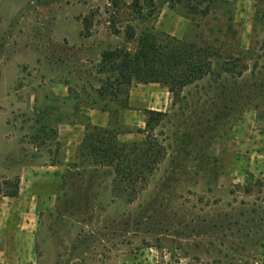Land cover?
I'll return each instance as SVG.
<instances>
[{
    "label": "rangeland",
    "instance_id": "obj_1",
    "mask_svg": "<svg viewBox=\"0 0 264 264\" xmlns=\"http://www.w3.org/2000/svg\"><path fill=\"white\" fill-rule=\"evenodd\" d=\"M154 1L157 16L141 21L134 0H0V192L33 182L5 206L0 264H264V0H222L200 30ZM208 30L233 56L204 80L177 96L138 83L110 95L102 53L134 51L144 31L192 41ZM147 111L162 113L152 131ZM75 125L124 144L150 136L161 161L136 189L116 185L69 130L56 142Z\"/></svg>",
    "mask_w": 264,
    "mask_h": 264
},
{
    "label": "trees",
    "instance_id": "obj_2",
    "mask_svg": "<svg viewBox=\"0 0 264 264\" xmlns=\"http://www.w3.org/2000/svg\"><path fill=\"white\" fill-rule=\"evenodd\" d=\"M222 0H168L171 9L181 7L197 29L206 27L203 23L208 20ZM114 8H116L114 6ZM138 20L146 21L157 16V5L154 0H134ZM118 9V8H116ZM117 12H114L117 15ZM86 31L92 25L91 18L83 20ZM112 28L117 26L116 17L110 20ZM120 35L119 30H114ZM220 32L208 30V33L195 35V39L188 41L169 35H158L153 31H144L137 41L134 51L114 49L102 53L100 60V73L106 76V87L110 95L117 97L126 92L134 83L149 85L159 84L170 93L177 96L186 88L202 81L213 73L214 64L224 56L223 44L219 37ZM127 43L133 42L136 37L135 29L128 25L124 31ZM219 39V40H218ZM230 55V56H229ZM231 59V58H228ZM226 60V59H225ZM148 120L145 131H152L156 117L162 113L147 111ZM143 133V130H139ZM140 132V133H141ZM118 134L110 129L98 126L86 128L84 140L80 147V157L94 166L113 168L114 184L119 185L125 181L130 186L144 182L145 176L152 172L161 159L158 155L161 149L154 147L150 136L146 142L124 144L117 139ZM150 140V141H149ZM141 152L136 161L133 160L135 152ZM140 158V159H139ZM119 182V183H118ZM20 178L17 177L12 190L1 194L3 197L17 198L19 194Z\"/></svg>",
    "mask_w": 264,
    "mask_h": 264
},
{
    "label": "crops",
    "instance_id": "obj_3",
    "mask_svg": "<svg viewBox=\"0 0 264 264\" xmlns=\"http://www.w3.org/2000/svg\"><path fill=\"white\" fill-rule=\"evenodd\" d=\"M149 85H151V84H149ZM94 126H96V125H94ZM68 130H69L68 133H69V136H70L69 137V140L71 139V142L69 140H67L66 136L65 137L62 136L64 138V140L66 141V143L68 141H69V144L72 143L71 146L74 145L73 146L74 149H75V146H81V144H82V142L84 140L85 132H86V129H85L84 126L78 127V126L75 125V126H72V127H66L64 129V132L62 130L58 129L57 130V133H56V142H59L60 143V141L62 139L61 138L62 133H63V135L64 134L67 135V131ZM75 134H77V138L75 139L76 141L73 142L72 140L74 139L73 136ZM59 164L60 163L54 164V165H49V168L50 169H56V171H58V174H59V168H58L60 166ZM19 178H20L19 194H18V197L17 198H8V197L0 196V242L3 241L2 235H1V231H2L4 225L6 224V221H7V218H6V207L5 206L14 207V206H18L19 203L22 204L23 198L25 196H29V191L30 190L28 188H31L33 186V182H27L26 179L24 177H22V176H20ZM24 183H25V187H23ZM25 194H27V195H25ZM34 196H35L36 200H38V202H39V197L40 198L43 197L42 195L41 196H38L36 194H30V197H32V198H34ZM6 201H8V202H6ZM38 202L36 204H34L35 205L34 206V213L37 212ZM28 210L29 211L28 212L26 211V213H30L31 212L30 207L28 208ZM16 231H20V230H16ZM5 245L7 246V243L4 244V246ZM1 253L3 254V251L2 250H0V254ZM5 253L6 252L4 251V254Z\"/></svg>",
    "mask_w": 264,
    "mask_h": 264
}]
</instances>
